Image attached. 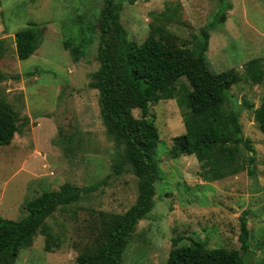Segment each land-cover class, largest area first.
I'll return each instance as SVG.
<instances>
[{"label": "rangeland", "instance_id": "374dc122", "mask_svg": "<svg viewBox=\"0 0 264 264\" xmlns=\"http://www.w3.org/2000/svg\"><path fill=\"white\" fill-rule=\"evenodd\" d=\"M224 1L231 9L225 23L211 31L208 67L240 76L228 91V108L239 113L242 137L252 151L242 143L224 178L204 180L195 156L173 159L169 153L173 139L185 133V108L175 99L150 104L159 134V175L153 206L128 237L121 264H166L179 238L177 247L196 240L207 249L241 254L244 214L249 229L244 261L264 264V134L254 117L264 98V0ZM114 5L120 6V22L131 42L141 44L150 33L168 30L172 37L161 47L172 60H185L197 47L193 37L224 8L218 0H114ZM101 9L102 0H0V103L15 113L21 129L9 145L0 146V216L23 219L27 202L64 183L82 190L77 203L47 219L51 249L46 251L48 239L38 232L15 264H76L97 232V214L122 215L137 200L138 180L131 167L113 173L123 148L106 135L99 92L91 87L100 68ZM29 22L40 24L42 41L29 59L20 61L14 35ZM83 37L91 44L75 62L70 50ZM190 90L187 79H179L176 94ZM133 115L139 117V111Z\"/></svg>", "mask_w": 264, "mask_h": 264}, {"label": "trees", "instance_id": "16d2710c", "mask_svg": "<svg viewBox=\"0 0 264 264\" xmlns=\"http://www.w3.org/2000/svg\"><path fill=\"white\" fill-rule=\"evenodd\" d=\"M218 1L224 4V8L193 37L197 47L195 45L190 50L185 60H172L161 47L163 41L172 37L168 30L150 33L141 44L131 42L120 22V6L114 5V0H102L97 53L100 68L91 87L99 92L98 107L106 135L116 147L123 148L117 152L113 173L120 175L129 165L138 180V196L135 204L122 215L97 214L99 225L94 227L97 232L77 255L76 264H121L128 237L153 206L159 175L155 159L159 134L149 113L150 104L175 99L180 107L185 108V133L173 139L169 153L173 159L195 156L204 180L224 178L227 166L235 161L242 143L245 142L252 151L249 141L242 137L239 113L228 108L231 102L228 91L240 81V76L235 70L214 73L208 67L211 31L225 23L226 12L231 9L229 3ZM162 17L165 20L164 14ZM157 18L159 16H155V20ZM41 41L40 24L29 22L14 35L17 58L20 61L29 59ZM70 44V41L66 42L65 47ZM90 44V38L83 37L70 50L75 62ZM2 46L0 40V52ZM183 77L191 90L180 97L176 94V85ZM134 110L139 111V117H134ZM254 115L264 134V98ZM20 132L15 113L0 103V146L9 145L14 135ZM249 159L251 161L253 157L249 156ZM81 192L80 188L64 183L57 191L44 192L27 202V215L23 219L15 221L0 216V264H15L19 253L32 244L38 232L48 239L45 249L49 251L52 233L47 219L58 209L77 203ZM248 238L244 214L240 218L241 254L224 248L207 249L204 242L196 240L177 247L179 238L173 240L174 247L166 264H246L244 255L248 250Z\"/></svg>", "mask_w": 264, "mask_h": 264}]
</instances>
